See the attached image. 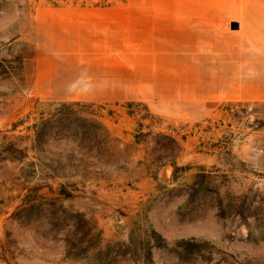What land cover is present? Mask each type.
Here are the masks:
<instances>
[{
	"label": "rangeland",
	"instance_id": "obj_1",
	"mask_svg": "<svg viewBox=\"0 0 264 264\" xmlns=\"http://www.w3.org/2000/svg\"><path fill=\"white\" fill-rule=\"evenodd\" d=\"M0 264H264V0H0Z\"/></svg>",
	"mask_w": 264,
	"mask_h": 264
},
{
	"label": "crops",
	"instance_id": "obj_2",
	"mask_svg": "<svg viewBox=\"0 0 264 264\" xmlns=\"http://www.w3.org/2000/svg\"><path fill=\"white\" fill-rule=\"evenodd\" d=\"M194 15V14H193ZM192 15V17H193ZM202 17H204V14H199ZM204 19V18H202ZM201 19V20H202ZM193 20V19H191ZM210 23L209 28L206 30L208 33H204L203 35H199L196 38H193V40H188L186 38L185 44L186 47L192 48L190 60L193 58L195 59L200 58L201 61H205L208 59L209 53L214 56V61L216 64H219L221 62V58L218 55L219 53V47L222 45L218 43V39L220 38V33L217 30V26L211 25ZM241 25L239 24V27ZM190 36L194 33V28L189 27L187 28ZM206 31V32H207ZM149 36H145V40L142 45V51L144 52L142 59V64L139 66L138 71L139 73L135 74V80L140 84V86H143L147 89H142V92L146 95H154L158 97L159 99H168V101H173V97L178 98H188L191 97L194 100H206L211 97L216 96H222L223 92H215L214 90L206 89V90H197L198 89V83L193 84L195 85L194 88L196 90H191L186 84L178 82H173L172 86H165L161 88H157L156 85H153L152 82H154L155 79H162V78H170V80H173V76L175 74H178L179 72L181 75H183L185 80H189L188 76V69L192 68L197 69L194 65H188L184 67L179 66H173L170 64H162V59L155 58L154 57V50L152 51L153 43L149 41ZM160 61V62H159ZM189 61V60H187ZM138 84V86H139ZM192 84V83H191ZM149 91V92H148ZM151 91V92H150Z\"/></svg>",
	"mask_w": 264,
	"mask_h": 264
},
{
	"label": "water",
	"instance_id": "obj_3",
	"mask_svg": "<svg viewBox=\"0 0 264 264\" xmlns=\"http://www.w3.org/2000/svg\"><path fill=\"white\" fill-rule=\"evenodd\" d=\"M239 27V24L237 22H232L231 23V28L232 29H237Z\"/></svg>",
	"mask_w": 264,
	"mask_h": 264
},
{
	"label": "trees",
	"instance_id": "obj_4",
	"mask_svg": "<svg viewBox=\"0 0 264 264\" xmlns=\"http://www.w3.org/2000/svg\"><path fill=\"white\" fill-rule=\"evenodd\" d=\"M36 133L38 134V129H37V127H36Z\"/></svg>",
	"mask_w": 264,
	"mask_h": 264
}]
</instances>
